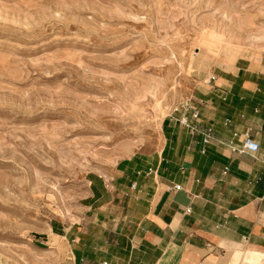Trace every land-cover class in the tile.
Returning a JSON list of instances; mask_svg holds the SVG:
<instances>
[{
	"label": "rangeland",
	"instance_id": "374dc122",
	"mask_svg": "<svg viewBox=\"0 0 264 264\" xmlns=\"http://www.w3.org/2000/svg\"><path fill=\"white\" fill-rule=\"evenodd\" d=\"M248 52L264 0H0V264H46L38 235L90 176L154 156L194 86Z\"/></svg>",
	"mask_w": 264,
	"mask_h": 264
},
{
	"label": "crops",
	"instance_id": "0c3cea01",
	"mask_svg": "<svg viewBox=\"0 0 264 264\" xmlns=\"http://www.w3.org/2000/svg\"><path fill=\"white\" fill-rule=\"evenodd\" d=\"M188 100L196 130L180 107L154 156L90 176L74 218L50 220L38 235L46 264H232L234 250L264 252V54L213 72ZM246 134L258 152L241 150Z\"/></svg>",
	"mask_w": 264,
	"mask_h": 264
},
{
	"label": "built area",
	"instance_id": "2783aa9c",
	"mask_svg": "<svg viewBox=\"0 0 264 264\" xmlns=\"http://www.w3.org/2000/svg\"><path fill=\"white\" fill-rule=\"evenodd\" d=\"M185 112V115L182 116L179 119V122L182 123L183 125L187 126L190 130H196V126L195 124H193L189 118L187 117V113L189 110H191V117L195 120V121H199L200 119V111L198 108L192 106L191 104H189L188 102L182 104L181 106ZM203 141L205 144L211 143L212 141V134L211 131L205 130L204 132V138ZM242 151H247V152H251V153H256L260 150V144L259 142L254 139L253 137H251V135L246 134L245 138L243 139L242 142V147H241ZM205 150H203L204 152ZM227 170V168L225 169V171ZM182 189V186L180 184H173L171 186H169V190L170 191H179ZM98 264H112L109 263L107 261H102Z\"/></svg>",
	"mask_w": 264,
	"mask_h": 264
},
{
	"label": "bare ground",
	"instance_id": "6f19581e",
	"mask_svg": "<svg viewBox=\"0 0 264 264\" xmlns=\"http://www.w3.org/2000/svg\"><path fill=\"white\" fill-rule=\"evenodd\" d=\"M242 8V7H240ZM237 10V9H236ZM246 13V12H245ZM247 15V14H246ZM245 16V15H244ZM245 20L247 19L244 17ZM252 20V19H251ZM244 21V20H243ZM242 21V22H243ZM247 22V21H246ZM250 24V23H249ZM255 25V24H254ZM250 26V25H249ZM244 27V26H243ZM248 29V28H247ZM214 32V31H213ZM256 34V33H255ZM245 35V34H244ZM254 37V36H253ZM258 40V39H257ZM238 54H235L231 62L232 64L235 63ZM264 259V252L257 249H247V250H234L231 257L232 264H261Z\"/></svg>",
	"mask_w": 264,
	"mask_h": 264
}]
</instances>
